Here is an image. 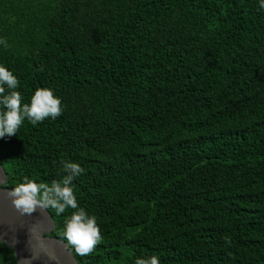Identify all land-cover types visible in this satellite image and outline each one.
<instances>
[{
    "label": "trees",
    "instance_id": "obj_1",
    "mask_svg": "<svg viewBox=\"0 0 264 264\" xmlns=\"http://www.w3.org/2000/svg\"><path fill=\"white\" fill-rule=\"evenodd\" d=\"M261 0H0V65L62 114L0 139L11 189L71 187L101 242L79 264H264ZM65 241L64 220L47 209ZM66 242V241H65ZM0 264H17L0 242Z\"/></svg>",
    "mask_w": 264,
    "mask_h": 264
},
{
    "label": "clouds",
    "instance_id": "obj_2",
    "mask_svg": "<svg viewBox=\"0 0 264 264\" xmlns=\"http://www.w3.org/2000/svg\"><path fill=\"white\" fill-rule=\"evenodd\" d=\"M264 7V0H261ZM0 45L8 47L7 41L0 38ZM19 81L3 65H0V139L16 135L17 130L25 119L33 125L43 122L45 118H56L62 114L61 99L52 89L38 88L31 97L30 103H22V96L16 89ZM63 169L67 173L60 181H53L51 185L37 184L27 176L23 182L7 191V196L13 207L21 216H31L36 211L49 208L54 209L57 215L67 208L76 209L64 220V229L61 233L66 246L74 254L84 256L90 254L101 242V232L95 216H90L85 209L80 208L73 188L72 181L84 172V169L75 162L62 161ZM30 231V230H29ZM40 254L54 256L47 247H42L41 253H33L32 258ZM136 264H160L156 256L146 259H137Z\"/></svg>",
    "mask_w": 264,
    "mask_h": 264
},
{
    "label": "water",
    "instance_id": "obj_3",
    "mask_svg": "<svg viewBox=\"0 0 264 264\" xmlns=\"http://www.w3.org/2000/svg\"><path fill=\"white\" fill-rule=\"evenodd\" d=\"M7 174L0 166V242L14 251L17 264H79L73 252L52 234L56 225L47 210L36 211L31 216H21L13 207L4 185ZM30 230V231H29ZM47 247L54 256L40 254L32 258L33 253H41Z\"/></svg>",
    "mask_w": 264,
    "mask_h": 264
}]
</instances>
